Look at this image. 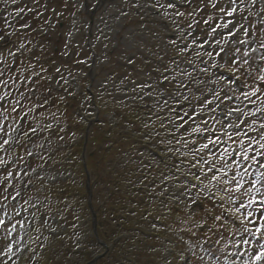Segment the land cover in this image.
Instances as JSON below:
<instances>
[{"label":"rangeland","instance_id":"374dc122","mask_svg":"<svg viewBox=\"0 0 264 264\" xmlns=\"http://www.w3.org/2000/svg\"><path fill=\"white\" fill-rule=\"evenodd\" d=\"M159 1L164 5L168 3ZM236 2L238 6H241V11L232 17L226 14L231 6H235L230 5L229 0H218L217 8L210 6L204 8V4H208L209 0H203V3L201 0H195L191 7L183 5V8L187 10L178 9L185 13L183 17H175L176 9H167L169 16L165 19L164 8L150 7L153 5V0H102L103 7L96 6V0H15V2L0 0V35L9 40L6 46L0 47V59L3 56L7 57L9 53H15L19 55L17 62L20 60L15 71H10L12 76L4 80L5 85L10 81L12 83L9 92H2L0 95L10 96L5 108L0 109V125H4L6 129L8 126L14 128L17 118L24 116L26 124L23 133L25 131L28 133L27 136L23 133L13 136L6 150L0 151V158L7 161V171L12 173V176L5 180L7 172L4 166H0L2 176L0 220L4 221V224L0 225V236L3 239L0 252L1 264H23L30 253L17 256L16 252L25 247H31L32 252H35V264H56L57 261L59 262V252L65 246H77V250H73L75 253L72 252L70 257L64 259V261L69 259L72 264H87L93 256L104 252L105 246L101 243L98 245V242L93 240L92 216L88 210H85L88 202L85 190L87 179L77 164H82L90 154L95 160L100 161V168H96L91 184L94 186L96 182L98 190L105 191L99 196H94L93 201L95 210L104 208L108 215L105 216L106 220L103 219L104 231L114 234L116 231L124 230L122 218L130 220L134 234L122 233L120 240L126 236H136L135 232L137 234L139 231L136 227L138 224L135 222L140 221L143 210L138 214H132L129 207L121 211L115 200L114 206L108 204L106 194L109 188L102 185V180L99 183L97 171L105 176L106 169L116 166L127 174V167L136 169L132 166H139L137 168L141 169L142 163L146 165L147 171L153 166V172L156 173L153 176L157 177L158 174L160 178L158 153L153 146L149 145V142L145 146L136 143L134 147L137 148H131V145L138 140L137 135H134L137 134L136 128L142 130L144 127L136 126L128 128L125 133L129 134L123 138L116 137L108 141L119 142L125 149L116 147L115 154L110 155L106 150L109 145L105 146L108 143L104 138L107 133L105 123L109 122L107 119L110 122L116 120L117 116H111L109 113L103 119L106 122L101 121V123L104 122L101 127L96 128L93 125L89 131L90 139L95 136L102 137L101 143L87 142L86 144L84 142L86 126H83L81 115H83V121L87 119L89 113L96 115L94 106L90 104L93 98L88 100L86 89H93L92 95L97 94L105 100L119 96L137 104L141 102L143 96L144 98L151 96L150 101L154 106H159L160 112H166L169 107H185L180 112L181 117L189 116L196 120L198 114L202 121L198 125L209 130L201 134H193L191 137H202L210 133L219 135L222 143L215 148L217 156L219 157L227 148L228 163L232 164L234 161L244 163L236 150L240 147V141L247 144V138L236 136L234 137L236 143L227 139V133L232 132L228 124L238 123L236 119L238 113L230 116L227 110L242 108L245 112H255L261 104L255 97L252 98L256 101L255 103L244 100L241 93L251 89L244 87L242 82H238L239 87L229 83V80L233 78L232 64L225 62L227 58H218L216 53L221 47L227 49L238 47L237 60H240L243 53L247 51L253 58L249 61L253 69L258 70L260 65L264 64L259 60L260 54L264 52V49L259 47V42L264 41V0H255V2L236 0ZM137 3L139 7L135 6ZM221 6L225 8L224 12L219 11ZM201 8L204 10L200 11ZM20 9L23 11H19ZM174 17L176 23L172 22ZM88 20L94 21L89 25ZM230 21H236L235 28L232 23H229ZM226 24L227 27H224ZM25 27L31 29L25 32L23 31ZM229 29L232 32L239 29L240 36L237 39L229 38L231 34ZM245 31L248 35L244 34ZM101 33L107 38L100 43L97 36ZM237 40L246 43L238 44ZM206 42L211 43V47L206 51L201 50L200 45ZM20 44H24L25 47L20 48ZM87 44L93 45L91 50L95 52L88 50ZM185 47L187 50L181 55L180 51ZM253 48L257 51H252ZM83 53H85L84 58L80 57ZM86 56L94 60L90 69L86 68L89 64L83 65L87 59ZM141 58H153L155 63L136 70L135 62ZM168 58L170 59L167 60ZM175 59H179V62L173 63ZM11 60L14 62L16 59L11 57ZM196 61L199 62L195 63ZM204 64L209 65L206 67L209 71H203ZM213 65L216 66L213 67ZM219 66L222 70L218 69ZM125 67H130L131 71L126 73ZM244 67L246 68L247 65ZM187 73H191V76ZM206 74L207 76H203ZM253 75H256V71ZM173 76L175 79L172 78ZM165 77L170 79L164 86L160 84L158 78ZM240 77L245 80L243 74H240ZM75 79H77L76 83ZM31 80L34 84L32 88L29 84ZM249 81L252 83L250 78ZM255 86L264 85L257 79ZM214 91L218 93L219 98L213 95ZM72 93L76 99L78 93L82 94L83 97L79 103L69 100ZM258 95L264 96V92ZM185 96L188 99H185ZM43 100L50 101L53 105L59 102L65 105L73 104V109L70 111L55 105L51 112L34 113L32 106L34 110H38L36 105L40 107ZM174 100L180 101L174 105ZM183 100L186 102L183 103ZM127 101L126 103H129ZM56 107L60 109L54 110ZM250 119H256V117L244 118V124L240 125V129L247 131L253 139H258L257 133L248 129ZM205 120L207 124L203 122ZM182 122L180 118L174 117L169 122V128L174 129ZM69 125L73 128L79 126V128L75 131L66 130ZM31 129L36 131L32 132ZM58 131L63 132L62 136H57ZM164 137L165 135L161 141H164ZM161 141L158 144H161ZM29 153L35 155L34 158L31 159ZM83 153L84 158H82ZM110 164L114 167H108ZM240 171L243 172V169ZM260 171L261 169L256 165H252L245 180L255 179ZM229 175H232V172ZM153 184L156 185V182ZM53 186L61 187L60 196L50 194V188ZM245 186L251 187V184L246 183ZM157 188L158 190L169 188L174 197L177 196L180 200L184 197V194H180L181 189L170 188V185H165L163 182H159ZM16 192H20V198L15 201L12 196ZM245 202H247L246 199ZM132 206L134 205L131 204V208ZM115 211H118L117 216L113 215ZM165 213L167 215L168 212L161 211L159 217L166 218L168 223L174 222L175 227L171 230L173 237L169 238L179 237L177 246L181 244L183 247L176 252L180 253L179 255L183 253V256L172 257L173 249H168L170 246H167L163 249V253L166 259H172L161 264H185L183 258L190 254L189 246L205 238L199 235V228L189 219L178 218L174 214L166 216ZM156 216L157 213L153 217H143L138 225L139 228L147 224L145 221L152 223ZM30 221L35 222L34 228L29 224ZM22 223H25L27 228L24 233L19 229V224ZM147 226L149 225H146L142 232L149 231ZM229 229L215 230L219 243H214L215 246L212 248L214 251L217 248L222 250V253L217 252V255L221 257L220 264H229V262L243 264L249 254H254L257 249L249 244L241 245L237 250L233 245L239 239V234L235 233L234 227ZM34 237L35 239H32ZM58 242L60 246H57ZM63 242L65 246H61ZM164 244L161 242L160 246ZM9 245L13 247V250L5 254ZM123 250L124 256L133 254L135 259L133 264L151 262L148 251L135 254L138 252L135 240H132L128 248ZM125 251H127L126 254H124ZM161 251L160 248L158 252ZM236 251L244 255L232 257L231 253ZM67 252L66 248L63 255ZM192 264H196L194 258Z\"/></svg>","mask_w":264,"mask_h":264},{"label":"snow or ice","instance_id":"6c2138e0","mask_svg":"<svg viewBox=\"0 0 264 264\" xmlns=\"http://www.w3.org/2000/svg\"><path fill=\"white\" fill-rule=\"evenodd\" d=\"M13 2H15V0H13ZM253 2H255V0H253ZM193 3H195V0H169L167 5H164L160 4L159 0H157V4L150 5V7L158 6L164 8V18L167 19L169 16L167 9H176L175 17H183L185 13L179 11L178 7L184 4L191 7ZM201 3H203V0H201ZM217 3L218 0H209L208 4H204V8L209 6L217 8ZM235 3L236 0H229L230 5H235ZM96 6L103 7L102 0H96ZM135 6L139 7V4L137 3ZM203 10V8L200 9V11ZM19 11L22 12L23 9ZM219 11L224 12L225 8L221 6ZM236 12V7L231 6L226 11V14L232 17ZM157 14L159 13L157 12ZM175 17L173 18V23H176ZM229 23H232L233 28L236 27V21H230ZM224 27H227V24L224 25ZM213 31H215V29H213ZM229 32L233 36L235 35L231 29H229ZM244 34L248 35L247 31H245ZM2 40H4V36L0 35V41ZM236 42L238 44L246 43L240 40ZM173 43H175V41H173ZM19 47L24 48L25 45L20 44ZM200 47H203V44H201ZM259 47L264 49V41L259 42ZM186 50L187 47L181 49L180 54L183 55ZM252 51L255 52L257 49L253 48ZM221 53H223L221 58H227L225 62L232 64L231 71L233 73V78L229 80V83L239 87L240 83L238 82H240L241 79L240 74H243L245 76L243 86L251 89L250 91H243L241 93L244 100L249 103H255L256 101L252 99L255 97L261 104V107H258L255 112H245L242 108H234L229 112L230 116L233 112L238 113L236 117L238 123L228 124V128H231L232 132L227 133V139L236 143L237 141L234 140L236 136L247 138V144L240 141V147L236 150L241 161L244 163H240L239 161H234L232 164L228 163L226 160V156L228 155L227 148H225L217 158L213 150L218 144L222 143L221 136L219 135L215 136L214 139L211 137L207 138V142L201 143L198 147H190V144L195 145L196 141H188L183 139L182 136L181 140H177L176 143L181 144V141H183L182 149L184 150L182 151L180 148H177L175 152H173L172 148H168L167 151L173 153V155H175L176 152L180 154L181 159L179 164L172 165L171 167L175 168L176 172H182L183 179H180L175 173L166 177V179H175L177 181L174 187L182 189V194L188 196L190 200L189 208L193 213H195L196 209L202 207L204 201H207L211 204V207L205 210V219H210L213 222H220V227L222 228L228 224L233 225L235 233L239 234V239L234 243L233 247L239 250L241 245L252 244L257 249L254 254H249L248 259L244 260L243 264H264V96L258 95L264 92V86H255V81L257 79L264 85V64H261L258 70L253 69L252 64L249 63L253 58L247 51L243 53L240 60H237L236 56L239 53L238 47L235 49H225L221 47L216 55L220 56ZM207 54L211 55V53ZM197 55H199V53ZM259 60L264 62V52L260 54ZM245 65H247L246 68L244 67ZM215 66L216 65H213V67ZM203 71L206 72L207 68L203 69ZM254 71H256V75H253ZM187 75L191 76V73H187ZM172 78L175 79V76ZM249 78L252 83L248 82ZM164 79L168 80V77ZM213 95L219 98L218 93L215 91ZM184 98L188 99L187 96ZM2 99L3 97H0V100ZM165 103H167V101H165ZM208 103H211V101H208ZM247 117H256V119L249 120L248 129L257 133L258 139H253L248 135L247 131L240 129V125L244 124V118ZM180 119L183 122L177 126V130H179V128H185V125H189L190 131L188 128H185V132H187L189 136L209 131L208 129L201 128L198 124L192 127L189 124V120L195 124V120L192 117L188 119L180 117ZM203 122L207 124L206 120ZM15 131L16 129L11 126H8L6 129L4 125H0V151H5L6 146L12 142L14 138L12 133ZM31 131L35 132L36 129H31ZM23 134L25 136L28 135L26 131ZM168 143L171 144V140H169ZM189 154L191 155V159L185 161L183 157ZM29 155H31V153H29ZM179 165H183V167ZM252 165H256L261 171L258 177L246 181L245 177L249 174V169ZM0 166L5 167V171L7 172L5 180H7L12 176V173L7 171V161L0 158ZM240 169H243V172H241ZM230 172H232V175H229ZM237 177H239V179H237ZM190 178H194V182L193 179ZM246 183H250L251 187H246ZM192 189H196V191L192 192ZM163 191H167V189L162 190L161 195H163ZM19 195L20 192H16V194L12 196V199H16ZM5 199H7V197H5ZM245 199L247 202H245ZM192 206L195 207L193 208ZM3 224L4 221L0 220V225ZM197 227L200 226L197 225ZM208 231H211V228H209ZM222 235L223 234H221V236ZM208 243V240H203L197 241L195 245L189 246V252L196 261V264H220L221 257L217 255V252L222 253V250L217 248L214 251L211 246H206ZM213 243L218 244L219 241ZM12 250L13 247L9 245L5 254L10 253ZM243 255L244 253L240 251L231 253L232 257ZM225 259H227V256H225ZM229 264H231V262H229Z\"/></svg>","mask_w":264,"mask_h":264},{"label":"trees","instance_id":"16d2710c","mask_svg":"<svg viewBox=\"0 0 264 264\" xmlns=\"http://www.w3.org/2000/svg\"><path fill=\"white\" fill-rule=\"evenodd\" d=\"M178 213V212H177ZM129 222L125 221V224H128ZM131 239H127L124 242H120L117 244L116 249L119 250V252L114 253L112 258H114L116 261H122L124 264H132V262L135 261V259H133V254L131 255H123V249L128 248L129 243L131 242ZM152 243V239L151 238H143V240L141 241L140 245L144 247L145 244H151ZM141 252H136L135 254H140ZM135 258V255H134Z\"/></svg>","mask_w":264,"mask_h":264}]
</instances>
